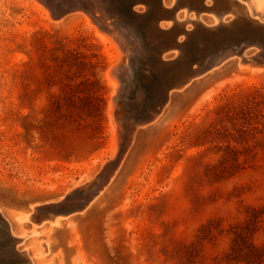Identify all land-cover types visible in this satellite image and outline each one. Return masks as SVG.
I'll return each mask as SVG.
<instances>
[{
	"label": "rangeland",
	"instance_id": "374dc122",
	"mask_svg": "<svg viewBox=\"0 0 264 264\" xmlns=\"http://www.w3.org/2000/svg\"><path fill=\"white\" fill-rule=\"evenodd\" d=\"M51 1V11L67 5ZM252 10L264 19V6ZM84 12L55 19L38 0H0V209L24 237L18 249L32 255L48 240L53 264H264V71L237 56L173 92L158 119L139 126L89 208L35 238L34 222H16L17 212L70 196L110 159L111 48ZM127 69L133 81L137 57ZM118 72L124 129L147 91L139 85L138 99L134 81L124 92Z\"/></svg>",
	"mask_w": 264,
	"mask_h": 264
},
{
	"label": "bare ground",
	"instance_id": "6f19581e",
	"mask_svg": "<svg viewBox=\"0 0 264 264\" xmlns=\"http://www.w3.org/2000/svg\"><path fill=\"white\" fill-rule=\"evenodd\" d=\"M40 4H43L47 12L52 13L51 16L55 19H61L65 14L68 12H73V11H78V9L82 8L85 12L84 14L86 15L87 19L89 22L93 23L97 30L100 32V34L103 36V38L110 43V48L111 50L108 52L109 54V65L106 70L107 77L112 84L113 91L111 97L113 98L112 101L110 100L109 103V108H108V114L110 116V122H111V128H112V136H111V154L109 155L110 159L107 161L103 160L102 164L105 165L106 163L112 162L115 158H117L116 164H113L109 167L108 169V176L107 178L104 179L100 185L94 187L93 191H89L86 194L85 200L82 204L85 205V207L82 209L84 210L85 208H89L92 204V202L97 199L107 186V184L111 181L113 176L115 175L121 161L124 158V155L126 154L128 148L130 147L135 133L139 126L146 125L152 121H156L158 117L160 116L161 112L165 108V106L168 103L169 97L173 92L176 90H182L188 86H190L195 80L199 79L201 76L198 74V71L201 69L200 66L194 65L195 71L197 74H192L189 78H187L180 86L177 87V89H170L169 92L167 93V98L165 99L164 93H163V98L165 99L161 109L159 112L154 114L149 120L142 121L140 124H135L132 126V128L129 130L130 135L128 136V141L126 142V146L124 148H121V140L122 138L118 134L120 128L117 123L116 119V109H117V101L114 100V97H117V95L120 93V90L123 88V83L121 82L122 77L120 78L119 70L122 68L124 69L123 75L127 77L128 79L126 80L125 84V90L124 92H129L130 87L134 85V81L138 83V89H137V94L136 97L138 99H141L143 97L142 91H147L145 92L146 98L144 99V104H149L154 101V99L158 98V94L160 93L162 87L159 83L160 77L164 75V67L169 65L170 60L172 58L168 55L167 53H163V55H159L157 52V42L159 41L158 39L170 42L171 39H174L175 34L173 31L171 32V35H163L160 33L159 29L157 27L165 28L166 26H170L172 24V20L170 21H163V17L157 18L160 19L159 21L154 18L153 14L151 12L146 13L145 15L142 16L141 13L139 12L137 7H132V3H135L136 1H141V0H76V2H72V0H66L67 7H64L61 11L59 7H62L63 5H58L54 10L51 11V5L52 1L48 0L51 2V4H48L46 0H38ZM146 4V8L148 11H155V5L157 0H143ZM164 3V6H170L173 4V1L170 3H167L166 0H162ZM224 1H229V0H224ZM240 3H231V6L233 9H231L232 12L243 13V15H248L249 17H252L254 19H257L258 21H264L263 18L256 16L253 13L252 8L255 7L256 9H261L264 6V0H251V1H246V0H237ZM55 3V2H54ZM162 3V4H163ZM191 2L186 1V5H182L181 7L184 8L182 12L177 11L175 13V18L182 22H180L178 28H176V33H177V42H175V56H178L179 54H183V58L178 62L181 66V72L184 73L187 70V64H188V59L190 60L191 57L194 58L195 54L192 52V47H188L189 44L185 43V38L186 35H188L189 28L192 26V22L196 19L202 21V14L196 15L194 11L188 10V7ZM144 8V7H143ZM153 8V10H152ZM134 12L136 13H132ZM147 11V12H148ZM182 13V14H181ZM162 18V19H161ZM116 20L119 22L117 23ZM124 20V21H123ZM226 18L223 17V21H225ZM219 18L214 15L213 22H219ZM127 22V23H126ZM182 23V24H181ZM133 26H137L134 28ZM127 27L126 30L123 28ZM140 27V28H139ZM141 27L144 28L143 30V37L140 35L136 34L137 28L141 29ZM240 34V31H239ZM234 33H228L227 37H234ZM186 38V42H190L191 37L190 35ZM195 44H201L202 46V36L200 34H196L195 39H194ZM204 44V43H203ZM209 47V46H208ZM251 47H256V52L255 54H259L262 56L263 52V46L259 41L256 42H246L245 40L243 41V45L241 46L242 52L239 55V66L245 67L250 69L251 71H264V64L257 63L255 60H250L246 61V55L247 50ZM206 48L205 53H212V49ZM191 50V52H190ZM204 51V50H203ZM202 51V52H203ZM197 54H202L201 51H198ZM130 56L132 57H137L140 65V73L137 76H134V80L130 81V73L129 69H127V64H129ZM186 59V60H185ZM185 60V61H183ZM192 60V59H191ZM141 63V64H140ZM123 64H125L123 66ZM144 64V66H142ZM218 68V67H217ZM123 76V77H124ZM188 77V76H187ZM127 82H131L128 84ZM143 85L145 88L144 90L139 86ZM146 109V108H145ZM130 126V125H129ZM79 189V187H77ZM76 187L73 189L72 192H70V199L67 198L69 201V205H75L76 203V192L77 189ZM75 194L74 197H72ZM81 194V192H80ZM82 195V194H81ZM79 196V195H78ZM53 202L57 201H48L46 204H50ZM34 206V205H33ZM81 210V211H82ZM29 213L28 212H17L14 215V219L16 222L19 224L24 223L25 221L28 220ZM70 218L69 215L67 216H62L61 214H57L54 217V220H51L49 222H34L32 229L29 232V236L32 238H35L38 234L40 233H46L48 234L50 230L54 227L60 226L64 221L68 220ZM0 223H5L4 228L0 227V237L3 235H11L16 238H18V241L15 242V246L18 248L17 244H20L24 241V237L19 240V237L23 236L18 234V232H15L13 229L12 222L9 218H7L3 212L0 209ZM38 224V225H37ZM44 226L43 228L39 229L38 227ZM34 245V244H33ZM27 252L26 249H23ZM33 254H29V258L31 261V264H52L51 259L47 258L49 252H50V245L48 240H44L43 242H39V246L33 247ZM74 262H77L75 260Z\"/></svg>",
	"mask_w": 264,
	"mask_h": 264
},
{
	"label": "water",
	"instance_id": "95a60500",
	"mask_svg": "<svg viewBox=\"0 0 264 264\" xmlns=\"http://www.w3.org/2000/svg\"><path fill=\"white\" fill-rule=\"evenodd\" d=\"M186 1L187 3L188 1L191 2L190 5L187 6L188 10L194 11L198 16L200 15V13L202 14V21L198 19L194 20L192 22V26H190L189 28V32L186 37L190 35V42H186V40H189V38L184 37L185 43L189 44L188 47H192L191 49L195 56L194 58L191 57L190 60L188 59L187 70L184 73L181 72V66L180 64H178V62L183 58V54H179L176 57H174V54L173 58L171 57L172 60H170L169 65L164 67V75L160 77L159 83L163 90L161 91V95L159 93L158 98L154 99L152 103L144 104L143 110L140 114L134 115L130 119H127L125 123L126 128L124 129L121 128V122H119V120H121V117L118 114L117 107L115 113L120 128L118 134L122 138L120 145L121 148H124L126 146L128 136L130 135L129 130L133 125L140 124L142 121L149 120L154 114L159 112L165 99L167 98L166 95L170 89H177V87L180 86L192 74H197L194 65L200 66L201 69L198 71V74L200 76H204L206 73L221 66L229 59L235 56L239 57L242 52L241 46L243 45L244 40L246 42L259 41L263 46L262 56H260L259 54H253L251 56L246 55V61L255 60L257 63L264 64V21H258L257 19L249 17L248 15H243V13H241L240 15L239 13L232 12L231 9H233V7L231 6V3H237V0H174L173 4L170 6H164L162 0H157L154 12L147 10L146 4L143 0L136 1L135 3H142L144 5V9L142 11H137V13H141L142 16L146 13L151 12L157 21L160 20L157 19L160 17H163V21L172 20V24L170 26H166L165 28L157 27L160 33L163 35L170 36L172 31L175 34L174 39H171L170 42L158 39L159 41L157 42V52L160 56L163 55L164 52L168 53L172 50L175 53L174 46L175 42H177L176 39L179 36H177L175 30L176 28H178L180 22H182L179 19L177 20L175 18V13L184 10V8L181 6L186 5ZM72 2H76V0H72ZM135 3H132L131 6L133 7ZM64 7H67V5L59 7L60 11L61 9L64 10ZM132 13L134 14L136 12H134L133 10ZM205 15H210L213 18L214 15H216L220 21H207L205 20ZM223 17L226 18L225 21H223ZM136 27L134 26V28ZM139 28H137V31H139V35L143 34L144 28ZM228 33H234L235 36L232 38L227 37ZM196 34H200L202 36V41L204 43H202V46L201 44L194 43ZM206 48H208L207 51H209V49H212V53H205ZM198 51H201L202 54L196 55ZM163 93L164 97L166 96L165 99L163 98ZM118 95H120V93ZM118 95L117 97H114V100H119ZM116 162L117 158H115L112 162L106 163L100 174H98L94 179L81 185L79 189L77 188L78 190H85L86 192L83 195L76 197L77 200L76 203H74L75 205L72 206L68 204L67 201L69 200L67 198L70 197L69 194L59 200H55L57 202H53L50 204H46L47 202L35 204L33 206V210L29 213L28 220H30L31 222L39 223L45 219L54 220V217L57 214L67 216L74 212L81 211L85 207V205L82 203L86 201V194L89 191H93L94 187L100 185V183H102L104 179L107 178L109 174V167L113 164H116ZM4 226V222L0 223L1 228H4ZM22 238L23 236L19 237V240ZM16 241H18V238L9 234L0 237V264H31L29 253L25 250H19L15 246Z\"/></svg>",
	"mask_w": 264,
	"mask_h": 264
},
{
	"label": "crops",
	"instance_id": "0c3cea01",
	"mask_svg": "<svg viewBox=\"0 0 264 264\" xmlns=\"http://www.w3.org/2000/svg\"><path fill=\"white\" fill-rule=\"evenodd\" d=\"M53 248H55V247H53ZM53 248H51V250H52V253L54 252V249ZM52 262V261H51ZM52 264H53V262H52Z\"/></svg>",
	"mask_w": 264,
	"mask_h": 264
}]
</instances>
